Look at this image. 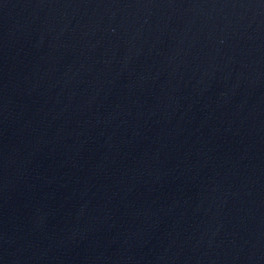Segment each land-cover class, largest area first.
I'll return each instance as SVG.
<instances>
[{
  "label": "water",
  "instance_id": "obj_1",
  "mask_svg": "<svg viewBox=\"0 0 264 264\" xmlns=\"http://www.w3.org/2000/svg\"><path fill=\"white\" fill-rule=\"evenodd\" d=\"M0 264H264V0H0Z\"/></svg>",
  "mask_w": 264,
  "mask_h": 264
}]
</instances>
